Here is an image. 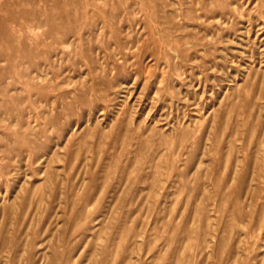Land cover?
<instances>
[{
  "label": "rangeland",
  "instance_id": "1",
  "mask_svg": "<svg viewBox=\"0 0 264 264\" xmlns=\"http://www.w3.org/2000/svg\"><path fill=\"white\" fill-rule=\"evenodd\" d=\"M0 264H264V0H0Z\"/></svg>",
  "mask_w": 264,
  "mask_h": 264
}]
</instances>
